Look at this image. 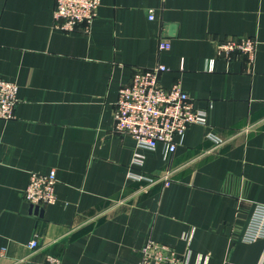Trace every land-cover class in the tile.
<instances>
[{
    "label": "crops",
    "instance_id": "0c3cea01",
    "mask_svg": "<svg viewBox=\"0 0 264 264\" xmlns=\"http://www.w3.org/2000/svg\"><path fill=\"white\" fill-rule=\"evenodd\" d=\"M55 9L0 0V77L20 98L16 117L0 119V264H139L149 239L190 264H264V238L242 241L264 204V0H101L89 33L56 29ZM243 37L258 42L252 67L218 54ZM160 64L162 84H181L209 114L169 160L163 145L114 131L119 90ZM52 169L57 202L31 206L30 175Z\"/></svg>",
    "mask_w": 264,
    "mask_h": 264
},
{
    "label": "built area",
    "instance_id": "2783aa9c",
    "mask_svg": "<svg viewBox=\"0 0 264 264\" xmlns=\"http://www.w3.org/2000/svg\"><path fill=\"white\" fill-rule=\"evenodd\" d=\"M54 27L64 32L83 29L89 33L98 17L101 0H55ZM150 19H154L150 11ZM258 42L251 37L230 38L217 44L218 54L228 60L233 53L246 56L252 67ZM162 50L171 49V42L163 38ZM210 70L214 60L210 61ZM168 67L160 64L151 69H136L130 85L119 90V98L114 113V131L119 135L131 136L140 149L155 150L160 144L165 147L169 160L177 151V138L183 137L192 125L208 126L209 114L195 107L194 99L176 83L166 88L161 76ZM19 87L16 82L0 77V119L8 121L16 117L20 103ZM209 133L208 138L216 139ZM218 144L222 143L217 140ZM144 156L137 154L134 164L142 165ZM131 178L154 183L155 180L139 173L130 174ZM168 179V175L165 177ZM57 170L48 173L33 172L24 190L25 201L33 207H46L57 202ZM264 238V204H256L242 241L252 243ZM39 246L38 235L29 243L32 250ZM139 264H190L189 258L167 244L149 239L141 249ZM49 264H61L59 258L49 256Z\"/></svg>",
    "mask_w": 264,
    "mask_h": 264
}]
</instances>
